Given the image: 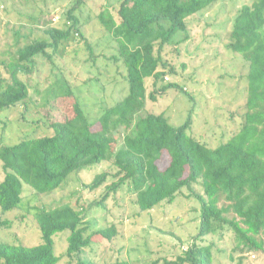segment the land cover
Here are the masks:
<instances>
[{
	"label": "trees",
	"instance_id": "trees-1",
	"mask_svg": "<svg viewBox=\"0 0 264 264\" xmlns=\"http://www.w3.org/2000/svg\"><path fill=\"white\" fill-rule=\"evenodd\" d=\"M87 1L74 0L64 11L60 27H44L45 38L30 41L16 51L6 64L9 77L0 73V113L19 104L23 106L20 117L24 119L28 89L15 73L32 71L38 55L55 64L60 46L77 36L91 52L81 32L87 21L78 17ZM216 1L117 0L114 12L107 6L99 7L95 19L116 44L117 54L111 59L120 61L125 69L127 93L91 121L70 87H58V108L63 99L73 101L64 113L51 117L39 113L36 123L41 122L43 133L33 129L15 143L6 144L2 128L0 210L8 211L21 204L23 186L37 195H48L70 173L92 165L109 161L114 172L102 171L89 183H80L66 201L33 208L41 241L32 246L0 242V264H59L61 256L67 258L63 264H131L127 259L95 262L81 257L84 248L91 247L97 239L111 240L117 229L115 224L93 229L84 221V208L78 200L74 204L69 201L82 188L94 192L104 182L105 191L95 203L102 205L125 185L135 196L139 212L152 210L162 202L171 203L183 188L189 191L199 204L197 232L182 251L183 256L173 264H211V244L196 241L223 228L231 231L236 247L264 255V0H253L238 9L226 44L247 63V97L238 131L210 147L188 132L191 114L178 126L172 125L163 112L136 116L144 111L147 100L155 101L168 89L187 94L177 83H164L165 74L175 72L162 59V48L176 30L186 27L188 17ZM147 78L151 79L149 92ZM194 183L199 184L201 192L193 190ZM62 231L68 232L67 244L64 252L56 255L53 236Z\"/></svg>",
	"mask_w": 264,
	"mask_h": 264
},
{
	"label": "rangeland",
	"instance_id": "rangeland-1",
	"mask_svg": "<svg viewBox=\"0 0 264 264\" xmlns=\"http://www.w3.org/2000/svg\"><path fill=\"white\" fill-rule=\"evenodd\" d=\"M73 2L0 0L2 76L9 77L6 64L12 61L18 49L30 41L45 38L44 27L62 25L64 11ZM252 2L217 0L188 17L186 27L176 30L161 52L162 59L175 72L166 73L164 83H177L187 94L168 89L155 101L147 100L144 111L136 116H143L145 112H163L172 125L178 126L184 122L187 114H191L192 123L188 132L210 147H215L238 131L243 123L247 97V63L241 60L239 54L226 48V44L238 9ZM116 4L117 0H88L81 7L82 12L78 17L81 21H87L81 32L91 47L90 53L84 40L77 36L67 45L60 46L55 64L38 55L32 71L25 73L16 70L15 76L28 89V110L24 119L20 117L23 106L19 104L0 113V133L4 128L6 144L15 143L25 133H32L33 129L43 133L45 128L41 122L36 123L39 113L51 117L70 109L71 98L67 101L63 99L60 108L57 107L60 99H57L55 91L59 90L58 87H70L73 97L91 121L97 119L106 106L126 95L125 69L120 61L111 59L117 54L116 44L95 19L101 5L114 12ZM52 14L56 17L55 21L51 19ZM150 83L151 79L147 78L145 85L148 92ZM31 120L35 122L29 124ZM114 135L118 136L117 133ZM102 171L111 174L114 168L109 161H105L98 166L92 165L70 173L61 186L48 195H37L28 186H23L21 204L15 209L0 210V222H7L6 226L0 225V242L26 246L38 244L41 238L33 208L66 201V196L78 190L80 183H89L95 174ZM2 177L0 167V181ZM106 184L104 182L94 192L88 193L86 188H82L71 195L69 202L74 204L78 200L79 206L84 208V221L93 229L110 224H115L117 229V234L111 240L97 239L91 247L84 248L81 257L95 262L119 258L127 259L131 264H173L178 256H183L182 251L197 232L199 215V204L187 189L183 188L171 203L162 202L152 210L139 212L135 196L125 185L111 194L102 205L95 203L105 191ZM192 188L201 192L197 183L192 184ZM65 234L68 232L62 231L53 236L56 255H61L65 250ZM196 242L211 244V264H264L263 254L236 247L231 231L226 228ZM66 260L65 256H61L59 264Z\"/></svg>",
	"mask_w": 264,
	"mask_h": 264
},
{
	"label": "built area",
	"instance_id": "built-area-1",
	"mask_svg": "<svg viewBox=\"0 0 264 264\" xmlns=\"http://www.w3.org/2000/svg\"><path fill=\"white\" fill-rule=\"evenodd\" d=\"M55 20H56V17L53 18V21H55Z\"/></svg>",
	"mask_w": 264,
	"mask_h": 264
}]
</instances>
